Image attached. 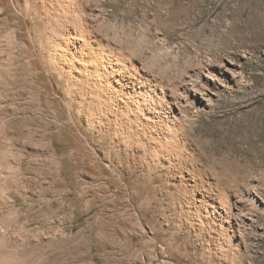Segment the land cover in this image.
<instances>
[{
    "label": "rangeland",
    "instance_id": "1",
    "mask_svg": "<svg viewBox=\"0 0 264 264\" xmlns=\"http://www.w3.org/2000/svg\"><path fill=\"white\" fill-rule=\"evenodd\" d=\"M125 72L207 93L156 129ZM227 257L264 264V0H0V264Z\"/></svg>",
    "mask_w": 264,
    "mask_h": 264
},
{
    "label": "bare ground",
    "instance_id": "2",
    "mask_svg": "<svg viewBox=\"0 0 264 264\" xmlns=\"http://www.w3.org/2000/svg\"><path fill=\"white\" fill-rule=\"evenodd\" d=\"M194 76H196V75L193 74V75H190L188 77L189 78V82H187L183 87H181L182 88L181 91H176L174 93L171 92V94L166 92V89L163 86H159V85H157V83H153L155 81L152 80L150 78V76H148L146 73H140V72H134V73L125 72V74L122 75V77H121L122 80H123V82L121 83V86H125V87L129 88L130 89V93H131V91H133V92L137 93L138 96L142 97V101H143L142 105L145 106V107L146 106L148 107L147 108L148 113H150V114H152V116H154L152 121H153L154 124H156V126H155L156 129H160L161 127L160 128H157V127H158V125H160L159 123L162 122V121H156V118L160 119V116L163 117V114L161 113L162 111L160 112V105L163 103L161 101H165V98L166 99H168V97L171 98L173 104L177 106L178 111H177L176 116L179 117L177 119H179V120L183 119L184 120V118H187V117L190 116L191 109L194 107L193 106L194 103H192L193 100H192V102H190V95L191 96L195 95V97H198V94L206 95L205 93H207V92L203 91L202 89L201 90H197V87L199 85H197L198 82H197V84H195L196 81L194 80ZM142 79H144V80H142ZM119 81H120V79H119ZM191 82H195V83L191 84ZM160 85H161V83H160ZM157 87H160V89H161V96L162 97H160V96L158 97L160 99V101H158L155 98L156 96L159 95L157 93V90H156ZM202 87H203V89H206V88L208 89V87H210V85L203 84ZM208 90H210V89H208ZM161 126H163V125H161ZM156 131H158V130H156ZM229 258L230 257H227L226 260L230 261L231 264H234L236 262L234 259H232V258L229 259Z\"/></svg>",
    "mask_w": 264,
    "mask_h": 264
}]
</instances>
